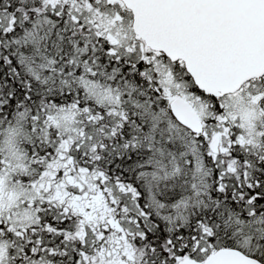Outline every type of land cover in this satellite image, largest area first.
<instances>
[{"label": "snow or ice", "instance_id": "6c2138e0", "mask_svg": "<svg viewBox=\"0 0 264 264\" xmlns=\"http://www.w3.org/2000/svg\"><path fill=\"white\" fill-rule=\"evenodd\" d=\"M0 264H264V0H0Z\"/></svg>", "mask_w": 264, "mask_h": 264}]
</instances>
